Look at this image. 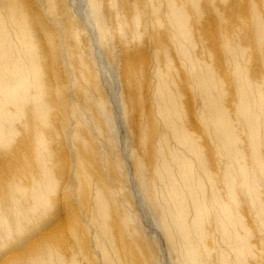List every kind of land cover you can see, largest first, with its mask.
<instances>
[{
  "label": "bare ground",
  "instance_id": "6f19581e",
  "mask_svg": "<svg viewBox=\"0 0 264 264\" xmlns=\"http://www.w3.org/2000/svg\"><path fill=\"white\" fill-rule=\"evenodd\" d=\"M214 1L85 0L94 43L68 0H0V264H157L129 174L176 264H249L257 236L237 201L264 242V78L241 63L227 82L220 47L235 63L255 46L264 69V1L203 24ZM237 3L252 18L236 40ZM96 52L118 77L126 160Z\"/></svg>",
  "mask_w": 264,
  "mask_h": 264
},
{
  "label": "rangeland",
  "instance_id": "374dc122",
  "mask_svg": "<svg viewBox=\"0 0 264 264\" xmlns=\"http://www.w3.org/2000/svg\"><path fill=\"white\" fill-rule=\"evenodd\" d=\"M217 1V2H216ZM220 1V2H219ZM231 1L232 0H226V2H223L222 0H215L214 2H213V4L214 5H210L209 7H207V5H204V7H203V3H202V10H206V11H202V13H203V24H207V23H213V21H210L211 20V15H210V13H211V9H213L214 7H216V8H218V7H221L220 8V11H222V10H224L225 11V8L226 7H229L230 6V3H231ZM242 1V0H241ZM243 1H246V0H243ZM260 1H264V0H257V2H256V0H253V3L255 2V3H258L257 5H259V7H261L260 5H261V2ZM68 2H69V5H70V7H71V9H72V11L74 12V14L76 15V17L77 18H79V20L81 21V22H83L84 23V25L86 24V25H88L89 24V22L87 21L88 20V18H87V9H86V3H85V0H68ZM260 2V3H259ZM226 4V5H225ZM244 4H245V2H244ZM244 4L242 3H237V6L239 5V7H237L236 5V7L237 8H235V12H238V14H240V13H242V14H240V16H239V18L237 19V24H236V28H235V39L237 40V39H240V37L242 38L244 35H245V32L246 31H248L247 30V27H245L246 26V24L247 23H249L250 22V19L252 18L250 15H247V14H245L246 12H247V10L245 9V7H244ZM241 6V7H240ZM246 6V5H245ZM223 8V9H222ZM234 8L231 6V9L232 10H234ZM239 8V9H238ZM240 8H241V10H240ZM244 9V10H243ZM237 10V11H236ZM261 13V12H260ZM263 13V14H262ZM262 13H261V15L263 16L264 15V11H262ZM205 15V16H204ZM228 15V14H227ZM227 15H226V17H227ZM245 16V17H244ZM247 16V17H246ZM241 17V18H240ZM244 21H243V20ZM87 21V23H85ZM204 21H205V23H204ZM209 21V22H208ZM243 22H245L244 24H243ZM82 23V24H83ZM242 23V24H241ZM85 25V27H86V29H88V30H86V31H88V35L89 36H93L91 39H92V41L95 43L96 41H95V35H94V31H93V28L90 26V24L88 25V27ZM222 26V25H221ZM240 28V29H237L238 27ZM92 28V29H91ZM242 29V30H241ZM246 30V31H245ZM221 31H222V33H223V35L225 36V29L224 28H222L221 27ZM245 31V32H244ZM91 32V33H90ZM244 33V34H243ZM91 34V35H90ZM240 36H238V35ZM242 34V35H241ZM144 41L142 40V42H140V45H142V46H144L145 44L143 43ZM222 42V41H221ZM221 42H220V44H221ZM222 46V45H221ZM251 47L252 46H250V48H248L247 49V52H248V50H249V52L248 53H246L247 54V62H245V61H243V62H245V63H247V64H245V63H243L242 61H238V62H235V63H232V62H228L227 63V61H226V59L221 55V52L224 50V48L222 49L221 47H220V62H222L221 64H220V75L222 76V78L224 79V77H225V80L227 81V75H229V74H227V72L228 73H232V67L233 66H239L241 63V65H240V68H243V69H245L247 66L248 67H252L251 68V72H249V70H247L248 71V74L249 73H251V75L252 76H255V78H257V81L258 80H262V78H264V69L262 68V64H261V61L259 60V59H257L256 57H257V54L255 53L256 52V47L254 46V47H252V49H251ZM222 50V51H221ZM254 51V52H253ZM264 51V50H263ZM98 52V51H97ZM96 52V55H97V57H96V60H97V66H99L98 68H99V71H100V77H101V79H102V82H103V84H104V86H105V88H106V91H107V93H108V95H109V98H110V102H111V107H113L112 109H113V112H114V118H115V120H114V125L116 126V132L118 133L117 135V137H118V139H117V144H116V148L114 147V151H115V154H117V155H121L122 157H124V160H126V159H128V156H129V154H130V146H131V143H130V140H129V137L126 135L127 133H126V131H125V127H123L124 126V123H123V121L121 120V116H120V114H119V106H118V100H117V97H118V95H119V92L121 91V88L119 87L120 85H119V83H118V79H116V78H118L116 75V71H114V69L110 66V64L108 63V61L105 59V57L103 56V55H101V53H97ZM252 55V56H251ZM254 55H256V56H254ZM248 57H250V58H248ZM263 57H264V53H263ZM205 59L207 60L208 59V61H210V59L209 58H207V57H205ZM252 59V60H251ZM223 60V61H222ZM258 60V61H257ZM225 61V62H224ZM251 61V62H250ZM249 63V64H248ZM251 63V64H250ZM261 65H260V64ZM233 64H235V65H233ZM239 64V65H238ZM259 64V65H258ZM245 65H247V66H245ZM230 66H232V67H230ZM259 66V67H258ZM225 69H224V68ZM227 67L229 68V70L227 69ZM247 67V68H248ZM255 67V68H254ZM261 67V68H260ZM234 68V67H233ZM260 68V69H259ZM231 69V70H230ZM249 69V68H248ZM258 69V70H257ZM262 69V70H261ZM246 70V69H245ZM254 70V71H253ZM260 70V71H259ZM258 74V75H256V73ZM225 73V74H224ZM258 76V77H257ZM227 82H229V81H227ZM117 96V97H116ZM230 96H227L225 99L226 100H228V102H231V100H232V97H230ZM117 101V102H116ZM225 103L227 102V101H224ZM228 102L226 103V104H228ZM118 129V130H117ZM260 137H262V143L260 144L261 145V151H262V153H264V133L262 132V134L260 133ZM119 145V146H118ZM118 147V148H117ZM120 153V154H119ZM264 155V154H263ZM126 158V159H125ZM220 158L221 159H223L224 160V156H222V155H220ZM226 159V158H225ZM126 169H127V174H129V169L127 168V166H126V168H124V169H121V172L122 173H125L126 172ZM130 175V176H129ZM129 175H127V176H125V179H124V181H125V185L126 186H128V190H129V193H132L131 194V196H132V200H133V210L136 212V220L138 221V223H139V225L141 226L140 227V229H141V231L148 237V238H150L152 241H154V242H152V244H153V247H154V249H155V257H156V262H157V264H159V260H160V264H176V257H175V255H173V254H171V253H168L167 252V250H166V248H165V246H164V243H163V241H162V237H160V233H158V232H160L159 230H157L158 228H157V226L155 225L156 223H154L155 221H154V217H153V214L151 213V210L150 209H148L149 207L145 204V202L143 201V198H142V195H141V193H140V190H139V188H138V186H137V184L135 183V181H134V179H133V176L131 175V174H129ZM129 176V177H128ZM222 176V177H221ZM222 178H224L223 177V173L222 172H220V179H221V181H220V185L222 184V186L220 187V188H222V189H220V191H221V194L220 195H222V197H223V199L225 200V201H228V197L226 196V193H224L223 191H225L226 189H225V186L223 185V179ZM130 180V181H128V180ZM224 189V190H223ZM258 189H259V192H260V195H261V201H262V203H263V206H264V189H263V186H262V184L260 183L259 184V187H258ZM263 189V190H262ZM139 190V191H138ZM226 192V191H225ZM263 192V193H262ZM224 193V194H223ZM241 194H239L240 196H239V198H238V201H237V210H238V212H239V214L242 216V218H243V220H244V222H245V224L246 225H248V220L250 221V225H253V223H254V227L253 226H250V225H248L247 226V228H248V230L249 231H251L254 235H256L257 237L256 238H258V239H256V238H254V240L253 241H251V244H252V247L254 248L253 249V258H249V259H247V262L249 263V264H255L254 263V260L256 259H259V258H261L262 257V255L264 254V242H262L259 238L261 237L260 236V234H259V230L260 231H262L263 230V227H261L260 225H259V221H257V218H259V216L256 214V211H255V209L252 207V204H251V202H250V200L248 199V197H246L245 198V194H243V191L242 192H240ZM262 193V194H261ZM243 198V199H242ZM227 199V200H226ZM241 199V200H240ZM243 200H245V201H243ZM242 203H241V202ZM238 203H240V204H238ZM245 204V205H244ZM247 204V205H246ZM240 206V207H239ZM249 206V207H248ZM248 207V208H247ZM250 208V209H249ZM240 210V211H239ZM252 210V211H251ZM254 210V211H253ZM150 211V212H149ZM251 213H252V215H251ZM254 213V214H253ZM255 214L257 215L256 217H255ZM243 215H244V217H243ZM251 216V217H250ZM153 217V218H152ZM249 218V219H248ZM152 219V220H151ZM142 220V221H141ZM254 220V221H253ZM42 225L39 227V229H41V227L43 226V224L44 223H41ZM48 224V223H47ZM258 224V225H257ZM48 225H51V224H48ZM155 225V226H154ZM46 226V225H45ZM253 227V228H252ZM257 227H259V228H257ZM43 228H45V227H43ZM42 228V229H43ZM157 228V229H156ZM255 229H257V230H255ZM259 229V230H258ZM253 230V231H252ZM257 231V232H256ZM24 238H26V236H24L23 237V239ZM24 242H20L19 244L18 243H15V244H13V245H10L8 248L9 249H7V250H15V248L16 249H20L21 247H23L24 245H25V240H23ZM220 241H221V239H220ZM254 242V243H253ZM257 243V246H256V243ZM159 243V244H158ZM259 243V244H258ZM262 244V245H261ZM17 245V246H16ZM260 245V246H259ZM14 246V247H13ZM223 247V244H222V241H221V244H220V249ZM254 246H256V247H254ZM5 249V248H4ZM258 249H259V251H258ZM256 251V252H255ZM169 254H171V255H169ZM160 258V259H159Z\"/></svg>",
  "mask_w": 264,
  "mask_h": 264
}]
</instances>
